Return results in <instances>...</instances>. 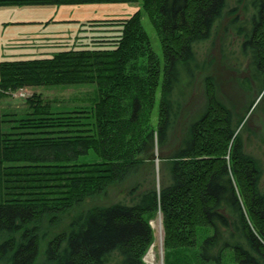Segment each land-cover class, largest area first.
I'll list each match as a JSON object with an SVG mask.
<instances>
[{
  "label": "trees",
  "instance_id": "1",
  "mask_svg": "<svg viewBox=\"0 0 264 264\" xmlns=\"http://www.w3.org/2000/svg\"><path fill=\"white\" fill-rule=\"evenodd\" d=\"M231 1L0 0V7L142 2V9L126 20L87 22L93 33L107 34L92 49L0 63L2 93L31 86L95 89L90 111L37 110L29 123L34 138H12L2 149L0 264L35 263L39 234L29 226L41 217L70 210L113 184H126L145 165L154 170V149H166L176 117L205 70L198 48L214 43L227 16L223 54H232L234 41L243 38L237 59L250 61L247 71L253 72L258 90H264V0H252L253 8L244 6L245 20L237 8L231 9ZM145 15L161 42L165 71L145 31ZM204 84L201 120L190 125L176 151L160 157L159 173L166 179L160 194L155 172L147 177L148 185H130L127 202L92 213L81 234L64 245L58 240L51 244L46 252L51 264H142L153 242L149 219L159 209L164 247L178 256L167 264H184L181 253L193 252L199 253V264H264L263 172L243 150L237 151L241 139L230 169L229 146L242 121L230 115L211 77ZM24 163L23 168L14 166ZM21 232L17 241L12 239Z\"/></svg>",
  "mask_w": 264,
  "mask_h": 264
},
{
  "label": "rangeland",
  "instance_id": "2",
  "mask_svg": "<svg viewBox=\"0 0 264 264\" xmlns=\"http://www.w3.org/2000/svg\"><path fill=\"white\" fill-rule=\"evenodd\" d=\"M232 0L231 9L239 10L240 18L244 20L248 16V8L252 0ZM142 9V2L133 4H82L71 6H28V7H0V63L8 60L30 61L41 59H52V56L63 52L84 51L95 47V42L105 38L107 34L101 31L94 33L86 26L90 21H116L126 20ZM247 12V14H246ZM250 14L253 10L249 11ZM231 17L227 16L221 23L214 37V43H204L198 49L201 70L195 87L183 103L176 117L174 133L170 136V142L165 150L156 147L154 149L153 163L154 170L148 166L135 170L127 178L128 183L113 184L108 190L100 195H93L79 205L67 211L50 213L41 217L29 228L36 229L39 234V253L34 264H51L47 257V250L51 244L57 241L59 244L71 236L79 235L86 227L87 218L103 208H108L119 202H127L129 189L135 183L146 184L150 182L148 176L157 177V192L160 194L166 179H162L159 173L162 155L168 156L170 151L180 146L187 130L196 120H201L200 113L206 107L205 79L212 78L217 86V94L221 102L228 107V112L238 121H242L235 139L230 142L227 155L228 166H232L236 143L242 140V147L245 157L256 162V166L262 170L261 186L264 190V90L259 91L252 79L253 72L247 71L249 60H238L240 56L241 40L234 41L232 54H223L224 32L230 23ZM145 31L148 33L154 53L157 54L161 64V71H165L164 53L159 41L157 32L152 22L146 15L142 19ZM95 28V27H94ZM112 35L110 36V38ZM99 38V39H98ZM229 42V40H227ZM98 47V46H97ZM226 58V59H225ZM145 61L139 60V66H144ZM242 63L241 66L239 64ZM206 64V66H204ZM250 82L247 84V82ZM40 102V103H37ZM95 102V89L93 86H64V87H21L15 91L6 93L0 92V156L2 149L13 139H33L35 135L32 129L34 125L29 123L37 110H44L48 114L72 113L76 111H90ZM33 103L36 104L33 107ZM230 110V111H229ZM153 126L156 129V114L153 115ZM22 121L25 124H22ZM27 123V124H26ZM33 131V132H32ZM27 164H14L22 167ZM6 166H10L7 165ZM153 172V173H152ZM152 173V174H151ZM232 175V171L230 173ZM146 182V183H145ZM130 185L132 186L130 188ZM128 192V193H127ZM127 193V194H126ZM126 195V196H125ZM126 197V198H124ZM161 210L149 219V226L152 229L153 242L148 251L141 258L142 264H167L169 258L178 257L174 252H169L164 247V227ZM24 232V231H23ZM17 235L13 240H18ZM9 238H5V241ZM3 243V239L0 243ZM63 244V243H61ZM64 245V244H63ZM182 254L184 264H199L196 259L199 253ZM180 254V255H181ZM195 254V255H194ZM169 255V256H168ZM174 256V257H173ZM173 262V260H170ZM169 261V262H170ZM84 264H94L86 263Z\"/></svg>",
  "mask_w": 264,
  "mask_h": 264
}]
</instances>
